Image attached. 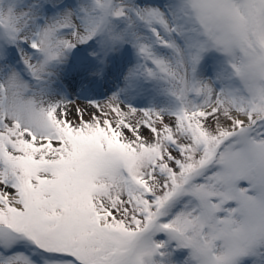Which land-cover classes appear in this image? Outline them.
Listing matches in <instances>:
<instances>
[{"label": "snow or ice", "instance_id": "obj_1", "mask_svg": "<svg viewBox=\"0 0 264 264\" xmlns=\"http://www.w3.org/2000/svg\"><path fill=\"white\" fill-rule=\"evenodd\" d=\"M23 8L0 6V264H35L5 254L20 243L62 264H264V0H174L167 12L90 0L43 21ZM133 18L171 58L115 24ZM97 37L105 56L132 43L181 107L52 102L9 66L8 45L27 44L25 69L42 81ZM212 49L227 62L218 79L238 87L197 79Z\"/></svg>", "mask_w": 264, "mask_h": 264}, {"label": "rangeland", "instance_id": "obj_2", "mask_svg": "<svg viewBox=\"0 0 264 264\" xmlns=\"http://www.w3.org/2000/svg\"><path fill=\"white\" fill-rule=\"evenodd\" d=\"M90 0H0V6L5 8L9 6L19 7L23 5L24 11H32L33 16L39 21L50 19L63 12L69 6H75L76 3H89ZM120 3L121 0H116ZM124 3L135 5L141 10H148L157 8L167 12V5L174 2V0H123ZM115 24L124 28L127 25L130 30V35L136 36L145 43L150 44L153 50L162 58H171L172 52L170 49L163 47L153 35L146 20L133 18L130 20L121 19ZM161 35H164L163 29L156 25ZM65 35L68 31L65 30ZM9 66L14 68L16 72L20 73L23 80L28 83L31 90L37 95H41L44 99L55 102L64 100L74 103L78 101L82 104H87L90 101L105 102L113 95L118 96L119 100L125 105L138 110H159L165 113L174 112L181 107V102L173 94L172 85L167 79L149 78L144 74L142 67L147 63V67H154L151 62H145L137 53L136 48L132 43H120L115 45L114 50L105 53L101 51L99 37L89 40L86 44H78L74 49L67 54V59L64 63L53 67L52 75L46 77L42 81L35 80L25 69L21 55L23 53L33 54V50L27 44L8 45ZM96 53V55H93ZM89 55L93 56V62L89 61ZM88 56V57H87ZM104 59L105 65H112L107 69L114 70L116 67L121 68L120 76L123 72L130 69H136L137 74L132 77L126 88L123 90L122 84H117V89L111 90L107 87L99 90H91L88 92L75 90L70 84L64 80L65 71L68 68L87 67V68H102L104 66L99 63ZM112 63V64H111ZM227 68L226 58L223 53L215 49L209 50L202 54V58L197 66V79L203 81H212L214 86L220 87H238L239 82L235 78L218 79L220 74ZM24 71L25 74L22 73ZM64 73V74H63ZM26 75V76H25ZM70 81V80H69ZM158 239H165L163 234H160ZM13 252H23L29 256L35 264H62L64 257L59 253H47L36 249L33 245L20 243L10 248L5 254L11 255ZM184 250L180 259H184Z\"/></svg>", "mask_w": 264, "mask_h": 264}, {"label": "bare ground", "instance_id": "obj_3", "mask_svg": "<svg viewBox=\"0 0 264 264\" xmlns=\"http://www.w3.org/2000/svg\"><path fill=\"white\" fill-rule=\"evenodd\" d=\"M84 44H86V43H84ZM84 44H82V45H84ZM88 59H89L90 62H93V60H94L93 56H91V55H89ZM110 66H112V65H105L104 64V66L102 67L103 68V72L100 73V74H93L94 70L97 69V68L84 69V68L80 67L78 69L80 71H77L75 73L74 72L72 73L71 71H69V72H71L70 77L74 78V79L77 78L78 72H81V74H82V76L80 77V78H82V80L81 79H77V81H79V82H75V81L71 80L72 83L75 84V85H72V86L77 87L79 85L81 91L82 90L83 91H91V90H97V89L101 90V89L107 87L108 84H110V82H111V84L114 85V86L111 85V89H115V88L117 89V87H118L117 84H119V85L122 84L123 86H122L121 89L123 90L124 88L127 87L129 82L132 81L133 78H131L130 80L126 81L125 77L128 75L129 71L123 72L121 77L117 78L119 76V75H117V73H114L113 71H109V69H107ZM118 70H120V69H118ZM69 72H67L66 75L64 76L65 79H66V76H67V74ZM22 73L25 74L24 71H22ZM74 103L82 104V103H80L78 101H75Z\"/></svg>", "mask_w": 264, "mask_h": 264}]
</instances>
